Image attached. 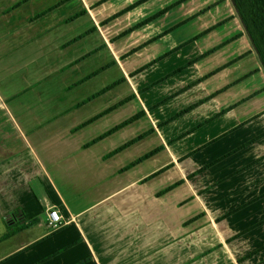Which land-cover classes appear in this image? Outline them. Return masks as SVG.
<instances>
[{
  "label": "crops",
  "instance_id": "0c3cea01",
  "mask_svg": "<svg viewBox=\"0 0 264 264\" xmlns=\"http://www.w3.org/2000/svg\"><path fill=\"white\" fill-rule=\"evenodd\" d=\"M61 1L0 0V264H264V71L230 1Z\"/></svg>",
  "mask_w": 264,
  "mask_h": 264
},
{
  "label": "trees",
  "instance_id": "16d2710c",
  "mask_svg": "<svg viewBox=\"0 0 264 264\" xmlns=\"http://www.w3.org/2000/svg\"><path fill=\"white\" fill-rule=\"evenodd\" d=\"M68 1H71V0H63L61 1L60 4H63L64 2H68ZM231 5L233 6L234 8V11H235V15L236 17L239 19L242 27H243V30H244V33L245 35L247 36L250 44H251V47L253 49V51L255 52L258 60H259V63L264 71V0H229ZM58 4L57 7L60 5ZM140 4L137 3L136 5ZM136 5H133L131 7H129L128 9L122 11L120 14H122L123 12L125 11H128L132 8H134V6ZM54 9V8H53ZM52 9H49L47 10L46 12H50ZM168 9L164 10L163 12L159 13L158 15L156 16H153L151 17L149 20L145 21L144 23H140L139 25L133 27V28H130L128 29L127 31L121 33L118 37H122L132 31H134L135 29L141 27L143 24H145L146 22H149L150 20H152L153 18L163 14L164 12H166ZM86 13V10H81L77 13H75L73 16H71L69 19H67V21H73L83 15H85ZM45 14V13H44ZM42 15V14H41ZM39 15V16H41ZM119 15H116L112 18H109L108 20H106L105 22H103V24H106V22H109L110 20H112L113 18L119 16ZM94 28L84 32L83 34L79 35L78 37H76L73 42L83 38L84 36H86L87 34H90L91 32H93ZM102 47H100L99 49H101ZM99 49H95L93 51H91L90 53H88L87 55L83 56L82 58L78 59L76 62L86 58L87 56L91 55L92 53H95L96 51H98ZM136 50V49H135ZM135 50L129 52L127 55L129 54H132ZM126 56V55H125ZM116 62L113 61L111 63H108L104 66H102L101 68H99L98 70H96L95 72L89 74L88 76H86L85 78H83L82 80H80L78 83H76L75 85L77 84H80L90 78H92L93 76L99 74L100 72L108 69L109 67L113 66ZM141 70H143V67L141 69H139L137 72H140ZM126 79L125 78H121L120 80H117L116 82L108 85L107 87L103 88L102 90L98 91L97 93L93 94L92 96L88 97L86 100H84L80 105H83L93 99H95L96 97L100 96L101 94L107 92L108 90L120 85L121 83L125 82ZM130 98H127L123 101H120L119 103L113 105L112 107L108 108L107 110L103 111L102 113H100L99 115L95 116L94 118L90 119L89 121H87L86 123H84L82 126L84 125H87L93 121H95L96 119L108 114L109 112L117 109L118 107H120L121 105H123L124 103H126L128 100H130ZM141 117H143V111L135 114L133 117L125 120L124 122L116 125L115 127L111 128L110 130L106 131L105 133H103L101 136H99L98 138H96L95 140H93L91 143L87 144L86 146H90L100 140H103L104 138L114 134L115 132H117L118 130L124 128L125 126L139 120ZM149 133H145V134H141L135 138H133L132 140L128 141L127 143H125L124 145L120 146L119 148L115 149L113 152H111L109 155H107V157H110V156H113L121 151H123L124 149H126L127 147L131 146L132 144L142 140L145 136H147ZM164 149V147H158V148H155L154 150L142 155L141 157H139L138 159H136L135 161L129 163L128 165H126L124 168H122L120 170V172H124V171H127L129 170L130 168L142 163L143 161H145L146 159L154 156L155 154L159 153L160 151H162ZM169 168V167H168ZM168 168H164L160 171H158L157 173L151 175L149 178H152L158 174H161L162 172H164L166 169ZM174 187L171 186V187H168L167 189H165L163 191V193L171 190L172 188ZM10 236V233H6L4 235V239L8 238Z\"/></svg>",
  "mask_w": 264,
  "mask_h": 264
},
{
  "label": "built area",
  "instance_id": "2783aa9c",
  "mask_svg": "<svg viewBox=\"0 0 264 264\" xmlns=\"http://www.w3.org/2000/svg\"><path fill=\"white\" fill-rule=\"evenodd\" d=\"M65 225V220L60 212L52 207L48 214V226L54 230H59Z\"/></svg>",
  "mask_w": 264,
  "mask_h": 264
},
{
  "label": "rangeland",
  "instance_id": "374dc122",
  "mask_svg": "<svg viewBox=\"0 0 264 264\" xmlns=\"http://www.w3.org/2000/svg\"><path fill=\"white\" fill-rule=\"evenodd\" d=\"M143 1V0H142ZM142 1H140V2H142ZM163 1H167V0H163ZM143 4V3H142ZM188 5V0H179V1H177V3H176V5H174V7H173V9L175 10V11H181L182 9H184L186 6ZM172 10V9H171ZM106 21V20H105ZM104 21V22H105ZM106 23H108V22H106ZM137 49H139V48H136V51H137ZM132 51V50H131ZM133 54V53H132ZM139 70V69H138ZM137 70V71H138ZM138 73V72H137ZM136 73V71L135 72H133L131 75H134V74H137ZM121 79V78H120ZM120 79H118V80H120ZM117 81V80H116ZM115 81V82H116ZM114 83V82H113ZM124 83V82H123ZM112 84V83H111ZM122 84V83H121ZM108 86V85H107ZM106 86V87H107ZM119 86V85H118ZM117 87V86H116ZM115 88V87H114ZM131 97V99H132V96H130ZM130 97H127V98H130ZM126 98V99H127ZM130 99V100H131ZM125 100V99H124ZM121 101H123V100H121ZM129 101V100H128ZM117 103H119V102H117ZM116 103V104H117ZM122 106V105H121ZM110 108V107H109ZM119 108V107H118ZM84 126H86V125H84ZM83 127V126H82ZM25 234V233H24ZM19 237H22L21 235H18L17 236V240L19 239Z\"/></svg>",
  "mask_w": 264,
  "mask_h": 264
}]
</instances>
